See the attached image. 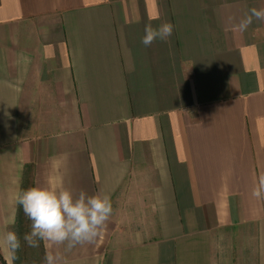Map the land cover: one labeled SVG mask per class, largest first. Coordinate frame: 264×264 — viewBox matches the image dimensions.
<instances>
[{
    "label": "crops",
    "instance_id": "0c3cea01",
    "mask_svg": "<svg viewBox=\"0 0 264 264\" xmlns=\"http://www.w3.org/2000/svg\"><path fill=\"white\" fill-rule=\"evenodd\" d=\"M252 8L0 0V238L32 165L34 186L118 202L98 242L58 249L67 264H264V20L233 30ZM140 186L157 224L129 243L120 202Z\"/></svg>",
    "mask_w": 264,
    "mask_h": 264
},
{
    "label": "clouds",
    "instance_id": "9594fccd",
    "mask_svg": "<svg viewBox=\"0 0 264 264\" xmlns=\"http://www.w3.org/2000/svg\"><path fill=\"white\" fill-rule=\"evenodd\" d=\"M254 17L264 20V8L250 9L233 30L241 33L246 31ZM151 19L158 17H150ZM172 31L173 25L169 22L158 27L148 23L145 25L142 43L147 47L157 39L166 40ZM252 196L264 199V173L258 176ZM15 203L22 208L31 222V231L24 235L23 240L30 247H39L41 242L45 245L44 264H67L58 249L63 246V251L67 253L78 245L96 242L104 234L113 215V206L108 195H89L84 190L74 193L62 183L29 187L16 193ZM15 222L14 208L10 223L14 225ZM0 239L8 250L9 264H13L22 246L20 236L16 231L8 230Z\"/></svg>",
    "mask_w": 264,
    "mask_h": 264
},
{
    "label": "rangeland",
    "instance_id": "374dc122",
    "mask_svg": "<svg viewBox=\"0 0 264 264\" xmlns=\"http://www.w3.org/2000/svg\"><path fill=\"white\" fill-rule=\"evenodd\" d=\"M148 188V187H147ZM136 194H131L130 199L125 202H120L122 207L119 210V220L123 225L125 237H122L129 243L137 241H148L153 237L151 230L157 224L156 219L150 215L151 207L149 200H144L147 196L143 186H140L135 191ZM118 202L114 203V209H118ZM113 209V210H114ZM12 230L16 231L21 238V248L17 252V259L13 264H44V256L46 248L43 242L39 247H30L23 240L26 233L31 231V222L24 217L21 224H16ZM99 241V238L96 242ZM8 250L0 248V264H9Z\"/></svg>",
    "mask_w": 264,
    "mask_h": 264
},
{
    "label": "trees",
    "instance_id": "16d2710c",
    "mask_svg": "<svg viewBox=\"0 0 264 264\" xmlns=\"http://www.w3.org/2000/svg\"><path fill=\"white\" fill-rule=\"evenodd\" d=\"M34 186V175H33V166L27 165L25 168L24 176H23V183H22V190H25L29 187ZM21 190V191H22ZM26 217L23 213L22 208H18V217H17V225L21 224Z\"/></svg>",
    "mask_w": 264,
    "mask_h": 264
}]
</instances>
